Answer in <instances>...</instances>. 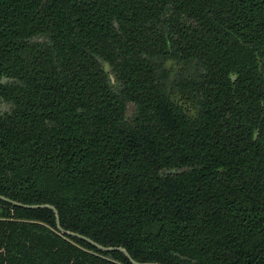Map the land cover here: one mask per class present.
I'll use <instances>...</instances> for the list:
<instances>
[{"label":"trees","instance_id":"1","mask_svg":"<svg viewBox=\"0 0 264 264\" xmlns=\"http://www.w3.org/2000/svg\"><path fill=\"white\" fill-rule=\"evenodd\" d=\"M0 105V195L139 263L264 264V0H0ZM0 210V264H133Z\"/></svg>","mask_w":264,"mask_h":264},{"label":"water","instance_id":"2","mask_svg":"<svg viewBox=\"0 0 264 264\" xmlns=\"http://www.w3.org/2000/svg\"><path fill=\"white\" fill-rule=\"evenodd\" d=\"M168 65H170V62H168ZM104 68L106 71H108V64L105 63L104 65ZM0 199L1 200H5V201H8L14 205H19V206H24V207H27V208H49V209H52L55 213V217H56V226L58 228L59 231L61 232H65L66 234L68 235H72V236H75L77 238H80V239H83L87 242H89L90 244L94 245L96 248L100 249V250H103V251H112V250H118V251H121L123 252L127 257L128 259L133 263V264H159V263H139L137 261H135L131 256L130 254L128 253V251L123 248V247H112V246H103L95 241H93L92 239H90L89 237L87 236H84L82 234H79V233H76V232H71V231H65L61 225H60V220H59V215H58V212L56 210V208L50 204H32V205H29V204H23V203H20V202H17V201H13L3 195H0ZM1 212V210H0Z\"/></svg>","mask_w":264,"mask_h":264},{"label":"rangeland","instance_id":"3","mask_svg":"<svg viewBox=\"0 0 264 264\" xmlns=\"http://www.w3.org/2000/svg\"><path fill=\"white\" fill-rule=\"evenodd\" d=\"M0 107H2V105H0Z\"/></svg>","mask_w":264,"mask_h":264}]
</instances>
